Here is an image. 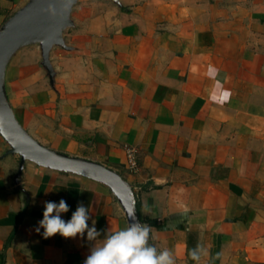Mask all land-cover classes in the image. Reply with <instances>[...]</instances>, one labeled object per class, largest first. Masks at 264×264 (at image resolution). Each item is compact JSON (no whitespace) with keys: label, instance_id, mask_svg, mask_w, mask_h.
Here are the masks:
<instances>
[{"label":"crops","instance_id":"obj_1","mask_svg":"<svg viewBox=\"0 0 264 264\" xmlns=\"http://www.w3.org/2000/svg\"><path fill=\"white\" fill-rule=\"evenodd\" d=\"M29 0H0V28ZM80 0L56 47L13 59L9 101L40 144L132 184L150 243L176 264H264V0ZM0 136V264H83L95 241L45 239V202L79 204L89 227L128 225L93 180L7 155ZM138 159L129 169L128 152ZM154 222L155 224H150ZM200 246L199 261L191 251Z\"/></svg>","mask_w":264,"mask_h":264},{"label":"water","instance_id":"obj_2","mask_svg":"<svg viewBox=\"0 0 264 264\" xmlns=\"http://www.w3.org/2000/svg\"><path fill=\"white\" fill-rule=\"evenodd\" d=\"M102 1H110L120 8L124 6L121 0ZM79 2L29 0L0 28V136L8 147L7 155L20 157L19 176L25 164L32 162L45 169L93 180L113 193L126 214L128 224L132 222L129 210L134 211L136 219L142 223L131 183L100 163L59 153L40 144L21 125L9 101L8 69L18 53L28 47H39L41 66L51 84H55L56 71L51 62V52L56 47L68 52L77 50L67 44L66 32L75 27L72 14Z\"/></svg>","mask_w":264,"mask_h":264},{"label":"clouds","instance_id":"obj_3","mask_svg":"<svg viewBox=\"0 0 264 264\" xmlns=\"http://www.w3.org/2000/svg\"><path fill=\"white\" fill-rule=\"evenodd\" d=\"M68 211L69 206L64 199L59 203L45 202L43 218L36 231L40 232L42 228L45 239L56 234L64 238H83L86 233L87 240L96 243L83 264H176L172 250H158L150 243L152 227L139 222L132 210L128 213L132 222L124 228L107 231L103 239H99L101 232L97 230L94 222L89 227V211L82 203L77 206L71 218L65 221L61 213ZM190 255L193 260L199 261L200 246L193 249Z\"/></svg>","mask_w":264,"mask_h":264},{"label":"built area","instance_id":"obj_4","mask_svg":"<svg viewBox=\"0 0 264 264\" xmlns=\"http://www.w3.org/2000/svg\"><path fill=\"white\" fill-rule=\"evenodd\" d=\"M129 169L132 172H136L139 168L138 159L133 151L128 152Z\"/></svg>","mask_w":264,"mask_h":264},{"label":"trees","instance_id":"obj_5","mask_svg":"<svg viewBox=\"0 0 264 264\" xmlns=\"http://www.w3.org/2000/svg\"><path fill=\"white\" fill-rule=\"evenodd\" d=\"M138 208H139V206H138ZM150 224H155L154 222H150Z\"/></svg>","mask_w":264,"mask_h":264},{"label":"rangeland","instance_id":"obj_6","mask_svg":"<svg viewBox=\"0 0 264 264\" xmlns=\"http://www.w3.org/2000/svg\"><path fill=\"white\" fill-rule=\"evenodd\" d=\"M83 1H87V0H83Z\"/></svg>","mask_w":264,"mask_h":264}]
</instances>
